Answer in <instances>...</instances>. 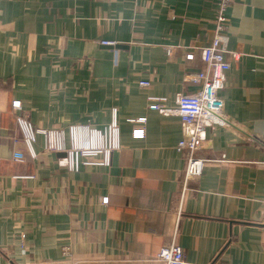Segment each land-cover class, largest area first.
Masks as SVG:
<instances>
[{
	"label": "crops",
	"instance_id": "crops-1",
	"mask_svg": "<svg viewBox=\"0 0 264 264\" xmlns=\"http://www.w3.org/2000/svg\"><path fill=\"white\" fill-rule=\"evenodd\" d=\"M217 2L0 0V264H164L170 240L184 264H264V0L226 9L240 57L226 55L200 175L185 177L181 118L147 106L197 88L184 75L205 66L185 53L211 41ZM18 116L65 148L70 126L83 140L115 120L119 147L69 170L41 132L26 145Z\"/></svg>",
	"mask_w": 264,
	"mask_h": 264
},
{
	"label": "built area",
	"instance_id": "built-area-1",
	"mask_svg": "<svg viewBox=\"0 0 264 264\" xmlns=\"http://www.w3.org/2000/svg\"><path fill=\"white\" fill-rule=\"evenodd\" d=\"M234 0H218L214 10L213 33L209 44L198 46L193 51L185 53L187 60L198 58L204 68L189 71L184 75V80L197 85V88L189 93H180L175 98L174 106H167L164 97H150L148 108L157 110L163 114H174L181 118L182 137L178 142V150L185 152V177L194 178L201 174L206 159L196 155L207 138L205 129L208 126L223 124L225 117L223 113V100L220 91L225 85L226 71L230 62L226 58L229 54L231 59L238 60L240 54L229 50L226 46L227 16L226 9ZM140 86H148V80H138ZM17 109L19 103L12 102ZM143 121V118H138ZM17 128L23 140L30 148L34 141L35 133L41 132L45 138V149L63 153L59 158V164L69 170H79L87 164H108L110 153L119 147V128L115 120L103 129L85 127L86 137L77 140L80 126H70L71 137L77 143L65 148L62 143V131L58 129H44L35 127L26 117L16 118ZM143 130L136 128L135 136H141ZM33 155V152H31ZM100 156V159L96 157ZM102 202L106 203V198ZM70 256L71 251H65ZM164 264H184V251L173 240L163 244L155 256Z\"/></svg>",
	"mask_w": 264,
	"mask_h": 264
}]
</instances>
